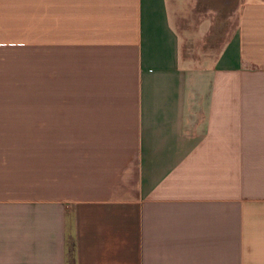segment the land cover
Returning a JSON list of instances; mask_svg holds the SVG:
<instances>
[{
    "label": "crops",
    "instance_id": "crops-1",
    "mask_svg": "<svg viewBox=\"0 0 264 264\" xmlns=\"http://www.w3.org/2000/svg\"><path fill=\"white\" fill-rule=\"evenodd\" d=\"M223 9L0 0V264H264V0Z\"/></svg>",
    "mask_w": 264,
    "mask_h": 264
},
{
    "label": "rangeland",
    "instance_id": "rangeland-1",
    "mask_svg": "<svg viewBox=\"0 0 264 264\" xmlns=\"http://www.w3.org/2000/svg\"><path fill=\"white\" fill-rule=\"evenodd\" d=\"M223 2V17L220 18L221 21H219L218 27L225 33H229L233 23L234 12L236 11L239 0H223Z\"/></svg>",
    "mask_w": 264,
    "mask_h": 264
}]
</instances>
